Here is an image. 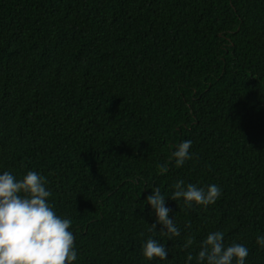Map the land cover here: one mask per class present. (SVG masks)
I'll return each instance as SVG.
<instances>
[{
    "label": "trees",
    "instance_id": "obj_1",
    "mask_svg": "<svg viewBox=\"0 0 264 264\" xmlns=\"http://www.w3.org/2000/svg\"><path fill=\"white\" fill-rule=\"evenodd\" d=\"M5 171L46 179L73 264H196L187 252L214 231L264 264V0H0ZM178 180L221 195L186 207ZM155 187L179 237L150 230ZM149 238L167 260L145 259Z\"/></svg>",
    "mask_w": 264,
    "mask_h": 264
},
{
    "label": "clouds",
    "instance_id": "obj_2",
    "mask_svg": "<svg viewBox=\"0 0 264 264\" xmlns=\"http://www.w3.org/2000/svg\"><path fill=\"white\" fill-rule=\"evenodd\" d=\"M192 141L187 140L176 146L172 153L175 166L181 167L192 158L190 148ZM157 165L163 175L168 171V163ZM46 179L35 171H27L22 179L5 171L0 174V264H73L77 259L75 236L71 231L72 220L57 215L48 202L52 193L46 188ZM174 191L170 197L176 201L183 199L186 207L194 204L208 206L216 202L221 195L219 186L212 184L207 188L197 187L178 180L172 185ZM152 194L146 198L156 215V222L150 230L162 228V235L170 240L179 237L181 230L166 206L165 195L158 187L151 188ZM189 227V225H185ZM195 243L193 237H187L182 250H188ZM256 243L264 247V235L258 236ZM143 256L151 261L168 259L166 246L149 238L142 246ZM249 249L241 243H224V233H209L200 243L199 251L194 257L187 252L186 261L195 259L196 264H245Z\"/></svg>",
    "mask_w": 264,
    "mask_h": 264
}]
</instances>
